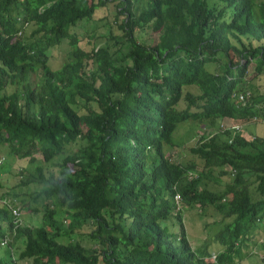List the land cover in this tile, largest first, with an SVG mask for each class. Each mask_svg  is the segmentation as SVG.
<instances>
[{
    "label": "trees",
    "instance_id": "obj_1",
    "mask_svg": "<svg viewBox=\"0 0 264 264\" xmlns=\"http://www.w3.org/2000/svg\"><path fill=\"white\" fill-rule=\"evenodd\" d=\"M108 2L114 12L100 14ZM82 19L105 29L80 30ZM250 63L251 77L264 70V0H0V144L37 159L14 186L40 184L18 199L37 224L20 223L13 185L0 190V264H235L254 244L264 254V136L224 121L258 115L264 91L238 98ZM187 123L207 130L190 156L171 155ZM182 206L214 210L217 249L192 245Z\"/></svg>",
    "mask_w": 264,
    "mask_h": 264
},
{
    "label": "rangeland",
    "instance_id": "obj_2",
    "mask_svg": "<svg viewBox=\"0 0 264 264\" xmlns=\"http://www.w3.org/2000/svg\"><path fill=\"white\" fill-rule=\"evenodd\" d=\"M106 9H102L99 11L101 14L107 13V10L109 13L114 12V6L111 3H107ZM96 17V15L94 16ZM105 18V17H102ZM106 19V18H105ZM105 19L97 20V19H82L80 23V30H83L85 32H91L94 31V33H101L104 31L105 26L101 25ZM67 48V44L63 41L55 46H52L48 50V63L51 67H57L61 60L62 55L64 51ZM252 73V64L250 63L248 65V71L247 74H245V80L240 82L237 85V90L240 92H246L243 93V98L245 94L247 95L248 92H259L262 93L264 91V70H262L259 75L251 77ZM247 85H251V87H247ZM243 90V91H242ZM242 98V99H243ZM261 106L258 107V115L256 117H253L248 120H229L224 119L226 123L228 122L232 126L240 127L242 130V133L247 137L250 138L253 134L262 135L264 136V117L262 113H264V101L261 102ZM184 104L183 101H180L179 105L182 106ZM182 124V123H180ZM189 124L187 123L184 126H176L175 130L173 131V138L176 140L179 138L180 145L174 146L170 150L171 155L179 156L182 155L184 158L186 156H190V153L188 152V146L193 143L198 135V132L200 131H206L207 129L203 128L202 125L200 127H192V129H189L187 127ZM188 132L186 133V131ZM175 136V137H174ZM3 155L4 161H6V167L7 170L4 168L0 169V190L6 189L5 186L11 187L13 185L12 191L18 192L19 196L16 197V204L14 205L16 208L15 213H19L17 215V218L20 220V223H29V224H37L40 221V211H32L31 209L27 208H21L19 204V197L20 198H27V194L30 191H33L34 188L39 187L40 184L36 182L29 181L27 184L14 186V184L18 181L17 178H21L23 180H27L29 177L28 173L34 172V164L35 161L37 162V159H34V161H28L27 158H16L15 156H12L8 151L7 147L3 144H0V156ZM58 157H54V160H56ZM190 158V157H189ZM5 164V163H3ZM26 167L25 172H27L26 175L20 174L19 175V169L20 167ZM0 202H2V199H0ZM17 205V206H16ZM8 208V207H7ZM203 212V211H202ZM214 210L211 207H208L205 210V213L199 212V210L196 207H183L181 210L182 215V223L184 226V229L186 230V233L188 235V238L190 239V242L193 246L200 244L203 240L209 239V237L212 235V233L215 231L217 226L215 225V221L218 218V215L214 214ZM215 220V221H214ZM176 227V225H175ZM84 230V229H83ZM261 240L264 241V235L262 236ZM3 243H0L5 249L7 248L6 243V237L2 240ZM82 242L85 244H88L89 241H86L85 239H82ZM208 247L211 249V251L217 249L219 247L218 244L213 243V241L208 240ZM13 252L16 251L17 247L16 245H12L10 248ZM252 253L248 256L242 258L235 264H264V254L262 249L259 247L258 244H254L252 248ZM2 252V248H0V253Z\"/></svg>",
    "mask_w": 264,
    "mask_h": 264
},
{
    "label": "built area",
    "instance_id": "obj_3",
    "mask_svg": "<svg viewBox=\"0 0 264 264\" xmlns=\"http://www.w3.org/2000/svg\"><path fill=\"white\" fill-rule=\"evenodd\" d=\"M238 98H239V99H242V98H243L242 94H239V95H238ZM2 159H3V156L1 155V156H0V161H1ZM174 198L177 199V198H178V195L175 194V195H174ZM13 211H14V210H13Z\"/></svg>",
    "mask_w": 264,
    "mask_h": 264
},
{
    "label": "clouds",
    "instance_id": "obj_4",
    "mask_svg": "<svg viewBox=\"0 0 264 264\" xmlns=\"http://www.w3.org/2000/svg\"><path fill=\"white\" fill-rule=\"evenodd\" d=\"M3 156V155H2Z\"/></svg>",
    "mask_w": 264,
    "mask_h": 264
}]
</instances>
